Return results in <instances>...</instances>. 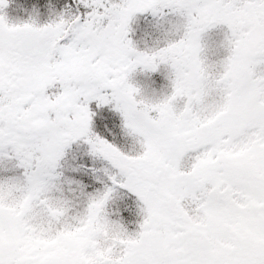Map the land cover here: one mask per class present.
I'll list each match as a JSON object with an SVG mask.
<instances>
[{"label":"snow or ice","instance_id":"snow-or-ice-1","mask_svg":"<svg viewBox=\"0 0 264 264\" xmlns=\"http://www.w3.org/2000/svg\"><path fill=\"white\" fill-rule=\"evenodd\" d=\"M11 3L0 264H264V0Z\"/></svg>","mask_w":264,"mask_h":264},{"label":"trees","instance_id":"trees-1","mask_svg":"<svg viewBox=\"0 0 264 264\" xmlns=\"http://www.w3.org/2000/svg\"><path fill=\"white\" fill-rule=\"evenodd\" d=\"M20 2H28V3H32L34 2V0H12L11 5L9 6V11L11 14L15 15L17 14L15 9H16V5ZM21 15H23V13H20ZM46 17L42 16V19H44Z\"/></svg>","mask_w":264,"mask_h":264},{"label":"rangeland","instance_id":"rangeland-1","mask_svg":"<svg viewBox=\"0 0 264 264\" xmlns=\"http://www.w3.org/2000/svg\"><path fill=\"white\" fill-rule=\"evenodd\" d=\"M214 31L218 33V31H219V30L217 29V30H214ZM141 79H144V78H143V77H141Z\"/></svg>","mask_w":264,"mask_h":264}]
</instances>
